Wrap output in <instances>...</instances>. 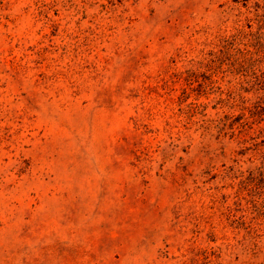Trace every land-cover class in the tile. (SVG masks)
Here are the masks:
<instances>
[{"label":"rangeland","instance_id":"1","mask_svg":"<svg viewBox=\"0 0 264 264\" xmlns=\"http://www.w3.org/2000/svg\"><path fill=\"white\" fill-rule=\"evenodd\" d=\"M253 104L264 0H0V264H264Z\"/></svg>","mask_w":264,"mask_h":264},{"label":"trees","instance_id":"2","mask_svg":"<svg viewBox=\"0 0 264 264\" xmlns=\"http://www.w3.org/2000/svg\"><path fill=\"white\" fill-rule=\"evenodd\" d=\"M259 104H253L248 110L251 116H258L261 118L262 113H264V109Z\"/></svg>","mask_w":264,"mask_h":264}]
</instances>
